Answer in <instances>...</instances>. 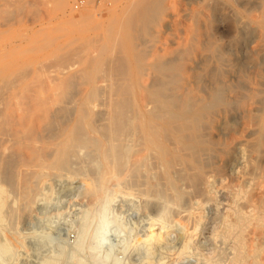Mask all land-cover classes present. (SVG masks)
Returning a JSON list of instances; mask_svg holds the SVG:
<instances>
[{
  "label": "bare ground",
  "instance_id": "6f19581e",
  "mask_svg": "<svg viewBox=\"0 0 264 264\" xmlns=\"http://www.w3.org/2000/svg\"><path fill=\"white\" fill-rule=\"evenodd\" d=\"M207 1L208 0H206V2ZM1 2H3V6L0 5V15L4 18L9 17L12 14V12L10 13V11L4 9V6H6V8L13 7L15 10H19L26 5V0H1ZM164 3L165 0H131L129 6L123 10L121 18L116 19L114 24L112 23L113 20H111L113 25H111L110 29H105L106 31L103 35V30L101 29L100 32H97L88 40L87 38L84 39V47L79 46L80 48L83 47L84 50L86 48L90 49L92 59L90 60V63L86 65V67H81L83 60L81 53L80 55L76 56L79 57V59L81 58L79 61H77V58L72 61L77 62L72 64L68 62L64 66L58 64L57 66L53 67L54 71H50V69L46 70L44 66H47V64H40L35 66L33 69L28 68L29 70L26 69V71H29L27 73L28 76L25 75V70H22V74L25 76V78L23 75L21 77L18 76L19 74L21 75V71L19 72L17 70L19 67L17 64L6 66L4 70H2V73L6 74V77L8 74L12 75L11 73H13V75L19 73L16 76L14 75L15 81L9 80V84L14 81L13 84L11 83L12 85L10 84V88L13 86V89H20L18 93L21 94L18 95H22L21 97L23 101L19 98V100H21L20 102H22L20 105L18 103V105L16 104L17 106L15 105V107H10L6 110V114L4 115L5 118H3V122L0 123V137L2 138L1 140H3L1 143H8V146L11 148L5 147L3 144L2 146L4 148H8L9 150H11L13 147V152L15 151V154L16 152L19 153V155L22 156V159L25 157V163L22 165L19 172H22L21 176L25 180L28 179L24 178L27 177L25 175L30 176V173L34 174L33 177H43L44 175H47L46 177H48V175H51V178H53V176L56 174H58L59 177V175L61 176L62 174L64 175L67 173L80 175V172H82L81 174L85 176L83 177L80 175L84 179L86 178L87 174L85 175L83 168H81L82 170L79 168L77 169L75 167V165H77L75 162L78 159L80 160L82 158L83 160V157H86L87 159H95V161H97L96 165H99L96 170L97 175H100L101 173V181L102 183L106 184L109 183V179H112L113 181L118 178L120 171L122 172L128 161L130 164L128 155L126 161L125 157L126 151L129 152L131 149L129 147L125 151L124 149L129 143L128 141L131 142V140H136L137 146L134 150L135 157H131V169L126 168L128 172L131 171L130 173L132 175L128 173L127 174L132 177L136 176L141 172H138L140 169L146 167L148 160L151 161V163L153 160H155L153 163L156 162L161 167L157 166L156 164L152 165L158 169L162 168L159 170V172H163V175L160 176L161 178L159 177V179L163 178V181L167 184H170L171 186L173 185L172 183L174 179L176 181L181 180V182L184 179H190L192 182L194 179L191 178V176L189 178L188 175L190 171L193 174L195 172L194 175H196V179L199 176L200 179L201 176L205 177L208 173H206L207 171H204L206 165L203 164V162L212 154L218 155L220 152L224 151L226 158H222V161L225 159L227 163H231L232 161L235 163V161L238 159V154L236 153L241 152L239 149L243 147L241 149L243 152L242 154L240 153L242 156L239 155V161L242 163L241 168L243 167L242 169H244L239 172V176L241 178L240 183L242 181L244 184L243 187H246L245 190L248 191L249 188L252 190V198L249 197V201V199L244 197L246 200H248V202L246 205L241 203L244 204L243 206H245V208L242 205L241 207L246 210L248 215V217L245 215V222H242L244 224V226L242 224V228H248L247 225L251 224L255 225L254 227L256 228L261 227L260 229L263 230L264 168H262L263 166H260L261 168L258 169L259 166L256 167L257 162L254 163V166L252 161L255 162V158L257 155L259 156V151L261 148H264V0H217L214 5L215 13L231 10V16L228 18L230 19L232 27L235 31V36H233V40H231L233 42L232 44H234L235 48H237L236 51L239 54V56L234 61L226 57L225 51L219 48L216 42L213 43L209 37L204 38L200 29L198 28L189 30L186 37H184L185 35L183 37H173L165 43L157 40V33L155 36L157 39L149 40L147 36H149V34L151 35L149 32L150 30L153 31V29L158 28L161 30H170L171 28L170 24L168 23L170 20L167 19L168 21H166L162 19V13L165 11ZM172 26L174 29V25ZM3 35V32L0 31L1 60L7 54L14 55L20 50V47L17 46L10 49L3 47ZM244 37L245 39L251 38L253 42L249 45L245 44L243 39ZM50 46L52 45H47L44 47H48L50 49ZM53 47L54 51L61 49L60 44L54 45ZM115 49L119 50L117 54L121 56H119L122 63L121 68L119 67L121 70H119L120 75L118 77L115 76L117 79L113 77L115 78L114 81L111 79L113 83L111 82L109 87H105L107 85L104 83V77H100V75H102V67L104 66L103 62L105 57ZM77 52L80 51L77 50ZM83 52L84 51L82 50V53ZM110 54L112 55V53ZM51 56L53 59L54 56ZM108 57H110V55ZM114 57L112 58L113 61ZM64 58H66V56ZM108 60L111 61L109 58ZM110 63H108V65ZM105 64L107 65V63ZM117 64L120 66V63L117 62ZM1 66L2 65H0V67ZM226 66L231 67L232 69L234 68L235 71H237V84H231L228 80H225L226 70H224V67ZM109 67L110 66H107L108 69ZM49 68H51V66ZM111 69L116 70L115 67ZM105 70L106 69L104 68V71ZM116 71L114 74L117 75ZM59 75L61 77H59ZM12 76L10 77L12 78ZM1 77L2 76H0V78ZM10 77H8V79ZM27 80L38 82L35 84V82L32 83L31 81L29 83L30 85H27L26 87L25 85ZM31 83L33 85L35 84V88H32L33 85H31ZM9 84L7 86H9ZM61 87L63 88V91L60 90ZM105 88H110L108 89V94ZM105 94L107 95L105 96ZM14 96L15 94L12 97ZM232 110H234L236 113L240 112L245 115L244 119L246 116L249 117V119L254 122V126L252 125V122H250L251 125L249 128L252 129L248 128L247 131H245L247 134L243 130L241 131L246 135L244 134L242 137V133H240L239 137H241V139L233 141L232 144L231 139H228L231 142H228L229 145L227 144V147H223L224 143L222 144L214 140H209L208 136L217 132L218 125L220 126L219 121L225 118L227 114L229 115L230 111ZM245 124L246 126L249 125L248 122ZM128 129L130 132H128L127 135L125 132L129 131ZM124 133L127 135L126 137ZM250 137L254 138L251 139ZM2 146H0V149L2 148L0 152H4V148ZM9 152L10 151H8V154ZM39 153L44 154H42L43 157L41 158H45V163H42V165L35 163ZM254 155L255 158H253ZM149 158H152L153 160ZM42 160L39 163H41ZM124 161L126 163H124ZM263 161L264 159L262 162ZM80 162L82 163V161ZM129 164L127 167H129ZM152 169L154 170V168ZM46 170L49 171L48 174H44ZM89 171H87V173ZM156 171L158 170L156 169ZM95 174L96 172L94 175ZM126 176L124 179L127 181L129 180V178L127 179L129 176ZM68 177L72 178L70 175H68ZM95 177H92L94 179L89 178V180L81 179L83 182L86 180L85 183L87 185H84L86 186L84 188L88 187L87 192L89 191L90 194L93 193L94 195L102 191L100 190L101 188H98L99 192L95 193V186L100 181L96 180ZM81 180H77L79 184L82 183H80ZM24 181L23 184L25 183ZM56 181L57 180H55V183ZM119 181L121 182V180ZM236 182L239 184L238 180ZM26 184H28V182ZM123 184L125 185L126 183ZM141 184L139 186H141ZM23 186L26 189L28 187H26V185ZM79 186L81 187V185ZM100 186L97 185V187ZM243 187L241 188L244 189ZM30 188L31 191L37 190L32 189V186ZM172 188H175V186ZM238 188L236 189L233 187L232 189L231 187L233 191L235 189L237 192L242 190L239 188L241 190L238 191ZM5 190L6 189H4V192H7V190ZM0 191L3 192L2 190ZM110 191L113 193L116 192L114 189L109 190V192ZM121 191L123 192L122 189ZM111 192L109 194H111ZM157 192L159 193L160 191H156V193ZM3 193H0V195H3ZM233 193H236V191ZM246 193L243 195L242 192H240L237 196L239 198L240 194L245 196ZM142 194L146 195L145 193ZM94 195L91 196L94 197ZM31 196L34 197V195ZM235 197L233 196L234 199H236ZM18 199L20 198H17V200ZM28 199L30 200V198ZM94 201L97 202V199ZM237 201L240 202V199ZM1 202L3 203V201ZM98 202H100V199ZM238 202H234V204ZM230 208L232 207H229V209ZM235 208L234 214H236L235 210L236 212H240V210L238 211V209ZM237 208H239V206ZM231 211L233 212V210ZM231 214L234 215L233 213ZM239 214L241 216V213ZM230 216L229 219H231ZM247 220L248 223H246ZM233 222L235 224H233ZM233 222L232 224L236 229L234 231L238 232L237 230H239L238 227H241V223L239 226L238 223L240 221L236 222L234 219ZM229 224L228 226L231 225ZM89 228L90 227H88V230ZM228 230L229 232L231 231L230 229ZM244 230L242 229V231ZM242 231L241 233H239L240 231L238 233L242 235ZM252 231L255 232L253 229ZM239 234L238 238L236 233L232 236H235V239H238V242H235L238 243L240 248L243 247L245 242H249L246 246L249 244L252 245L255 242V246L259 247L260 244L258 243L259 246H257L256 241L262 242L264 240V230L258 235L257 233H255L256 235L247 234L248 237L246 235V238L239 236ZM232 236L230 235V237ZM252 246V249L255 248L254 245ZM239 247L238 250H246V248L240 249ZM250 247L251 246L247 247V249ZM252 249H248L245 252H254L255 250L253 251ZM256 253L258 254V252ZM252 255H250V258L253 257V261L248 257H246V259L248 258L250 262L255 264L254 260L257 259L256 256L258 257V255L255 254L254 256V253ZM237 258L238 257H236V259ZM243 261L245 262V260ZM250 262L248 264H250Z\"/></svg>",
  "mask_w": 264,
  "mask_h": 264
},
{
  "label": "rangeland",
  "instance_id": "374dc122",
  "mask_svg": "<svg viewBox=\"0 0 264 264\" xmlns=\"http://www.w3.org/2000/svg\"><path fill=\"white\" fill-rule=\"evenodd\" d=\"M208 1L165 0V11L162 13V19L166 21L170 20L168 23L171 28L170 30H161L159 28L153 29V31L150 30L149 32L153 36L149 34V36H147L148 39L152 40L158 38V41L165 43L173 37H183L184 35V37H186L189 30L198 28L204 38L209 37L213 43L216 42L219 48L225 51L227 58L233 61L236 60L239 54L236 51L237 48H235V45L232 44V38L235 36V31L228 18L231 16V10L215 13L214 5L217 0H211L213 2L210 0ZM130 2L131 0H26V5L19 10H15L13 7L6 8V6H4L3 8L10 11V13L12 12V14L6 18L0 15V31L4 34L3 47L10 49L17 46L20 47V50L17 54H7L2 60L0 59V65H2V68L0 67V73H2V70H4L6 66L11 64H17V66H19L17 70L19 72L21 71V75L19 73H16V75L19 74L18 76L20 77L23 75L22 72L24 70L25 75H27L29 72L28 68L33 69L40 64H47V66H44L45 69L54 71L53 67L58 64L64 66L67 62L72 64L79 61L81 58L79 59V57L76 56L80 55V53L81 56H83L81 67H86V65L90 63L92 55L90 54L89 48H86L85 50L83 49V45H85L84 39L87 38L88 40L97 32H100L101 29L103 30V35L107 29L111 28V25L114 24L116 19L121 18L123 10L129 6ZM0 5L3 6L1 0ZM111 20H113V24L111 23ZM172 25H174V29ZM156 33L157 38L155 37ZM243 39L247 45L253 42L251 38L245 39L244 37ZM57 44H60L61 49L54 51L53 46ZM47 45L52 46H50V49L48 47L45 48L44 46ZM79 46L83 47L80 48ZM77 50L80 52H77ZM82 50L85 53H82ZM54 52H56L57 55ZM118 52L119 50H112L110 53H112L113 56L109 53L108 56L110 55V57L106 56L103 62L104 66L102 67V75H100V77H104V83L107 85L105 87H109V85H111L110 83H113L114 79L120 75L119 70L122 63L121 58H119L120 55L117 54ZM51 55L54 56L53 59ZM62 56H66V58ZM113 57L114 61L112 59ZM60 58L64 59L61 60ZM108 58L112 60L109 61ZM74 59H77V61L72 62ZM52 62L53 64H56L53 65ZM117 62L120 63V66H118ZM105 63H107V65ZM108 63L110 64L108 65ZM32 64L35 65L33 66ZM48 64L51 68H49L50 66ZM111 65L115 67L117 71L111 69L113 68ZM107 66H110L109 69ZM104 68L106 69L105 71ZM26 69L28 70L26 71ZM224 70H226L225 80H228L231 84H237V71H235L234 68L232 69L227 66L224 67ZM115 71L117 75L114 74ZM11 74L13 75V73ZM12 75L8 74L6 77V74H0V76H2L0 78V123L3 122L2 119L5 118L4 115L8 108L15 107L18 103L20 105V103H22L20 101H23L21 97L22 95H18L21 94L18 93L20 89H13V86L10 88V84H13L15 81V74ZM10 76H12V78ZM8 77L10 78L8 79ZM59 77L61 76L59 75ZM109 79H112L113 81H110ZM9 80L14 81L9 84ZM31 81L32 80H27L25 86L27 87V85H30L29 83ZM33 82L35 81H32V83ZM37 82L38 81H36L35 84H37ZM32 83L31 85H33ZM8 84L9 86H7ZM108 89L105 88L107 94L109 93ZM60 90L63 91V88L61 87ZM14 94L15 96L12 97ZM107 94H105V96ZM19 98L21 100H19ZM242 115L243 114L240 112L236 113L234 110L230 111L229 115L227 114L225 118L219 121L220 126L218 125L217 132L210 134L212 136H208L209 140H214L222 144L224 143L223 147H227V144L229 145L228 142L230 141L228 139H231V144L233 141L241 139V137H239L240 133H242L241 131H247L251 125L250 122H252V125L254 126V122L251 121L249 117L246 116L245 120V115ZM246 122L250 124L246 126ZM128 132H130V130L125 133L128 135ZM245 133H242L241 136L243 137ZM126 134L125 137L127 136ZM250 138L253 139L254 137ZM1 139L2 138L0 137V140ZM2 141L3 140H1L0 143ZM128 142V144L126 143L128 146L126 145L124 151L127 150L128 147L131 150L129 149V152L126 151L125 161L128 155L131 164L132 158L135 157L134 150L136 149L137 141L131 140V142ZM3 143H1L0 146H2ZM4 145L5 147L11 148L8 146V143L3 144V146ZM8 148H4V152L1 151L3 153L0 152V190L3 192L4 189L7 190V192L4 193L0 191V193H3V195H0V202L3 201V203H5H0V224H2L0 225V264H232L233 262V264H240L241 259V264H248L250 262L248 258H250V255L253 253L254 256L255 254L258 255V257L256 256L257 259L254 260L255 264H264V240L262 242L255 240L257 246L260 244L259 247L255 246V242L254 244L251 243L255 246L253 249V246L250 244L246 246L249 242L244 243V248H240L237 243L238 234L241 233L242 229L246 230L242 231L243 234H239V236L244 237L246 231L244 238H246L247 234L253 235L257 233L258 235L264 230L260 229L261 227L256 228L254 227L255 225L251 224L247 225L248 228H242V224L245 222V215L248 217L246 210L244 209L245 206L243 205H246L248 202L246 199H249L250 201V198H252V190L247 187L249 188L248 191H250L248 192L245 190L246 187H243L244 184L242 181V184L240 183L241 178L239 172L244 169H242L243 167L241 168L242 163L239 161V155L242 154L243 150L241 149L243 147L239 149L241 152L238 151L239 153H236L238 154V159H235V163L234 161H232L233 163H227L225 159V161H222V158H226L224 151L220 152L218 155L212 154L203 162V164L206 165L204 171H207L206 173H208L205 177L201 176L200 179L199 176V179H196V175H194L195 172L193 174L190 171L188 175L189 178L191 176V178L194 179L192 182L190 179H184L185 181L183 180L182 182L181 180L176 181L174 179L172 186L165 183L163 178L159 179V177L163 175V172H159L162 168L158 169L157 167H154L155 164L159 167L161 166L156 162L153 163L155 160L152 158H149L153 160L152 163L149 160L146 163L147 169L146 167H143L138 171L141 172H137L138 174L136 173L137 175L135 174L136 176L133 177L128 175L131 174V171L128 172L126 170V168L131 169L128 161L127 165L129 164V167L126 165L122 172L120 171L118 178H116L117 180L115 179L112 181V179H109V183L106 184L101 181V173V177L99 174V176L97 175L96 170L99 165H96L97 161H95V159H91L92 161L86 157H83V160L82 158L80 160L78 159L75 162L77 164L75 167L77 169L83 168V172L85 175L87 174L84 179H94L92 177L96 176L97 178L95 177V179L100 180L97 185L101 186L97 187L96 185V189L94 190L95 193H98V188H101L100 190L102 191L98 193L99 196L98 194L94 195L93 193L90 194L89 191L87 192L88 187L84 188L86 187L84 185L87 184L85 183L86 180L84 182L82 181L84 180L83 177H85L81 174L82 172H80V175L83 177L77 174V176L71 173L68 174L66 172L67 174H62L63 176L59 175V177L58 174H56L57 176L54 175L55 177L53 176V178H51V175H48L49 179L46 177L47 175H44L43 177H33L34 174L30 173V176L25 175L27 177H24L28 178L26 179L28 184H26V180L21 176L22 172L19 173L22 165L25 163V157L22 159V156H20L19 153L16 152L15 154V151L13 152V147L11 150ZM8 151H10L9 154ZM260 151L259 156L257 155L255 158L254 155L253 157L255 158V160L253 159L255 162L252 161L253 164L257 162L256 167L259 166L258 169L262 166V168H264V161L262 162L264 159V148H261ZM42 154L39 153L37 155L39 161L36 159L35 163L39 165L45 163V158H41L43 157ZM41 160L42 162L39 163ZM87 160H90V164ZM80 161H82V163ZM125 161L124 163H126ZM92 165L95 167V170ZM151 167L154 168V170ZM156 169L158 171H156ZM87 171L89 172L87 173ZM95 172L96 174L94 175ZM48 173L49 171L46 170L44 174ZM125 173H128L127 176L129 177H127ZM68 175L72 178H69ZM125 176L127 179L129 178V180L126 181L124 179ZM118 179L121 180V182ZM22 180H25L24 184ZM55 180H57L56 183ZM77 180H81L80 183H82L79 184ZM237 180L239 181V184L236 182ZM175 181L178 184H174ZM123 183H126L127 186ZM139 183H142L141 186H139ZM23 185H26V187L28 186L27 189ZM79 185H81V187ZM31 186L32 189H37L38 191L34 190L35 193L33 194L34 191H31ZM173 186H175V188H172ZM238 186L239 188L243 187L244 189L241 188V190ZM231 187L232 189L233 187L236 189L238 188V191H241L237 192L236 189L233 191ZM113 189L116 192L113 193L110 191L111 194H109V190ZM155 190L160 191V194L158 192L157 194ZM232 191H236V193H233ZM240 192H242L243 195L246 193V195L242 196L240 194L238 198L237 195ZM26 193L27 195H30L27 196ZM142 193H145L146 195ZM31 195H34V197L37 196L34 198ZM91 195H94V197ZM233 196H237L235 198L237 200L240 199V202L234 199ZM244 197H246V199ZM17 198H22V201L20 199L17 200ZM28 198H30V200ZM96 199L97 202L100 199L101 203L94 201ZM234 202L238 203L234 204ZM241 205L244 208L241 207ZM236 206H239V208ZM229 207L232 208L229 209ZM233 207H236L235 209H238V211L240 210V212H236L235 210L236 214H234ZM231 210H233V212ZM239 213H241V216ZM229 216L231 219H229ZM239 217H244V221H241L242 218L240 219ZM234 219L236 222L240 221L238 223L239 226L241 223V227H238L239 230H237L238 232L240 231L239 233L234 231L236 230L234 228L235 226H233V224H235L233 222ZM226 221L228 224L230 221V224L234 229L230 224V226H228ZM246 223H248V220ZM88 227H90L89 230ZM228 229L231 230V233ZM232 229L237 234V240L235 239V236H232L235 235ZM252 229L255 230V232L252 231ZM230 235L233 238L230 237ZM249 246H251L248 248L249 250L252 249L255 251L251 253L248 251V254L245 251L248 250L247 247ZM238 247L240 249L246 248V250H238ZM256 252H258V254ZM236 257L238 258L236 259ZM246 257H248V260ZM252 258L250 259L252 260ZM243 260H245V262ZM250 264L253 263L250 262Z\"/></svg>",
  "mask_w": 264,
  "mask_h": 264
}]
</instances>
